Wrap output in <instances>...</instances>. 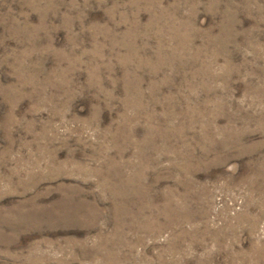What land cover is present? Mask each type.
Wrapping results in <instances>:
<instances>
[{"label": "rangeland", "instance_id": "1", "mask_svg": "<svg viewBox=\"0 0 264 264\" xmlns=\"http://www.w3.org/2000/svg\"><path fill=\"white\" fill-rule=\"evenodd\" d=\"M0 264H264V0H0Z\"/></svg>", "mask_w": 264, "mask_h": 264}]
</instances>
